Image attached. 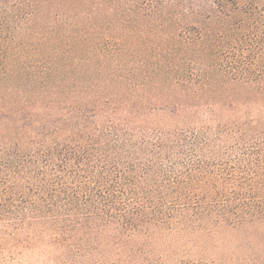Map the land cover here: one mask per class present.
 I'll list each match as a JSON object with an SVG mask.
<instances>
[{"label": "trees", "instance_id": "1", "mask_svg": "<svg viewBox=\"0 0 264 264\" xmlns=\"http://www.w3.org/2000/svg\"><path fill=\"white\" fill-rule=\"evenodd\" d=\"M26 252L264 264V0H0V264Z\"/></svg>", "mask_w": 264, "mask_h": 264}, {"label": "rangeland", "instance_id": "2", "mask_svg": "<svg viewBox=\"0 0 264 264\" xmlns=\"http://www.w3.org/2000/svg\"><path fill=\"white\" fill-rule=\"evenodd\" d=\"M158 242H162V239L159 241V237H150V238H143L141 240H139L138 242V237L133 239V241L131 240V243L129 242L128 244V248H132V247H137L140 244H144L146 245L147 248H152L151 246H153L155 243ZM46 254V253H45ZM136 258H138V254H136ZM115 259L112 260V262ZM138 263V260H137ZM10 264H58L54 261H51L47 256H45L42 253L36 252V253H24L22 254V256H19L18 259H15L13 261H10ZM121 264V262H120ZM126 264V263H124ZM132 264V263H130Z\"/></svg>", "mask_w": 264, "mask_h": 264}]
</instances>
